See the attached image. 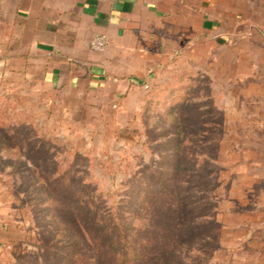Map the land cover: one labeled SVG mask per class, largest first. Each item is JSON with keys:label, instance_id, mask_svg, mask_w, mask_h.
Masks as SVG:
<instances>
[{"label": "rangeland", "instance_id": "rangeland-1", "mask_svg": "<svg viewBox=\"0 0 264 264\" xmlns=\"http://www.w3.org/2000/svg\"><path fill=\"white\" fill-rule=\"evenodd\" d=\"M205 6L133 113L0 66V264H121L89 231L109 217L151 225L128 264H264V0Z\"/></svg>", "mask_w": 264, "mask_h": 264}, {"label": "crops", "instance_id": "crops-1", "mask_svg": "<svg viewBox=\"0 0 264 264\" xmlns=\"http://www.w3.org/2000/svg\"><path fill=\"white\" fill-rule=\"evenodd\" d=\"M206 1L0 0L1 73L71 97L97 93L101 107H118L124 96L119 113L128 106L133 113L135 85L166 62L176 38L183 45L185 35L215 24ZM94 33L106 36L101 51L89 46Z\"/></svg>", "mask_w": 264, "mask_h": 264}, {"label": "trees", "instance_id": "trees-1", "mask_svg": "<svg viewBox=\"0 0 264 264\" xmlns=\"http://www.w3.org/2000/svg\"><path fill=\"white\" fill-rule=\"evenodd\" d=\"M150 227L147 223L137 229L133 227L128 230L116 219L109 217L106 220L94 219L89 231L93 242L114 257L116 263L128 264L145 258L144 246L149 244V239H144V235ZM74 246H70L71 254H74Z\"/></svg>", "mask_w": 264, "mask_h": 264}, {"label": "built area", "instance_id": "built-area-1", "mask_svg": "<svg viewBox=\"0 0 264 264\" xmlns=\"http://www.w3.org/2000/svg\"><path fill=\"white\" fill-rule=\"evenodd\" d=\"M107 45L106 36L102 33H94L89 41V46L92 50L101 51Z\"/></svg>", "mask_w": 264, "mask_h": 264}]
</instances>
